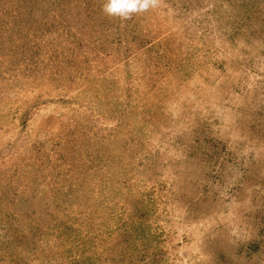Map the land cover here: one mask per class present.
I'll list each match as a JSON object with an SVG mask.
<instances>
[{
  "label": "rangeland",
  "instance_id": "rangeland-1",
  "mask_svg": "<svg viewBox=\"0 0 264 264\" xmlns=\"http://www.w3.org/2000/svg\"><path fill=\"white\" fill-rule=\"evenodd\" d=\"M0 0V264H264V0Z\"/></svg>",
  "mask_w": 264,
  "mask_h": 264
},
{
  "label": "clouds",
  "instance_id": "clouds-1",
  "mask_svg": "<svg viewBox=\"0 0 264 264\" xmlns=\"http://www.w3.org/2000/svg\"><path fill=\"white\" fill-rule=\"evenodd\" d=\"M162 0H104L102 12L105 16L127 21L134 16L158 10Z\"/></svg>",
  "mask_w": 264,
  "mask_h": 264
}]
</instances>
